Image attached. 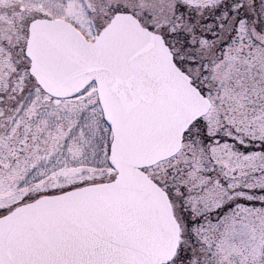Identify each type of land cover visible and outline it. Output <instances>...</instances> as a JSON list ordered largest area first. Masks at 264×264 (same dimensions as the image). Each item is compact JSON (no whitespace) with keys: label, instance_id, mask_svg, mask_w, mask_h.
<instances>
[{"label":"snow or ice","instance_id":"6c2138e0","mask_svg":"<svg viewBox=\"0 0 264 264\" xmlns=\"http://www.w3.org/2000/svg\"><path fill=\"white\" fill-rule=\"evenodd\" d=\"M0 264H264V0H0Z\"/></svg>","mask_w":264,"mask_h":264}]
</instances>
